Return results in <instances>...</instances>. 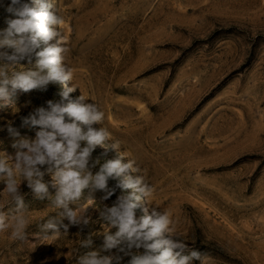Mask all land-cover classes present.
Listing matches in <instances>:
<instances>
[{"label": "rangeland", "instance_id": "obj_1", "mask_svg": "<svg viewBox=\"0 0 264 264\" xmlns=\"http://www.w3.org/2000/svg\"><path fill=\"white\" fill-rule=\"evenodd\" d=\"M52 5L67 37L63 62L71 73L67 84L76 88L71 94L103 111V120L91 127L111 133L105 147L119 141L117 150L93 149L89 164L99 163L91 170L118 155L135 160L138 173L128 174L144 176L152 188L149 210L168 213L175 238L200 252L192 264H264V0ZM11 52L0 47V64ZM34 66L35 59L4 65L9 74ZM49 99H60L58 82L17 89L12 102L0 107V126L11 122L22 136H34L39 126H21V119ZM12 139L6 127L0 130V149L13 154ZM107 184L115 188L107 199L104 191L85 188L70 205L79 213L88 196L94 198L96 207L86 210L89 223L56 236L40 228L58 212L51 203L55 188L49 184L48 195L38 198L22 182L27 234L14 239L11 228L0 230V264H78L91 250L120 256L113 264H129L130 253L102 247L108 227L100 212L130 191L116 187L113 178ZM3 188L0 181V207L13 214L15 204ZM86 238L92 243L81 245Z\"/></svg>", "mask_w": 264, "mask_h": 264}, {"label": "clouds", "instance_id": "obj_2", "mask_svg": "<svg viewBox=\"0 0 264 264\" xmlns=\"http://www.w3.org/2000/svg\"><path fill=\"white\" fill-rule=\"evenodd\" d=\"M0 7L11 14L6 26L0 28V47L12 49L11 53L2 54L6 63L0 64V107L12 102L11 96L17 89L27 92L46 88L49 83L66 85L71 81V73L63 62L66 51L63 42L67 37L59 31L62 18L54 10L52 0H40L39 6L29 4L28 0H7V3L0 0ZM40 39L45 42L43 48L39 46ZM33 59L34 67L10 74L4 67L29 65ZM75 89L65 86L60 99H49L46 107H36L34 112L22 117L21 126H39L32 137L22 136L11 122L0 126V130L6 127L8 135L13 138L11 146L15 149L13 154L0 149V181L4 183L9 202L15 204L13 214L0 207V230L11 228L14 239L26 237L28 219L23 214L22 182L38 198L48 195L49 184L55 188L51 203L58 212L44 220L40 228L59 236L67 233L71 225L89 223L86 210L89 206L96 207L94 198L88 196L87 206L79 213L70 206L81 198L83 190H102L103 198L107 199L115 191L107 184L108 179L113 178L116 179V187L130 191L121 192L114 203L105 205L100 212L104 225L108 227L103 232L104 249L116 248L130 253L129 264H192L194 259L198 260L200 252L194 247L189 251L190 246L173 235L169 214L155 207L149 211L147 197L152 188L144 176L126 175L129 170L138 173L135 160H122L123 157L118 155L100 163L95 172L91 170L92 165L99 163L93 160L92 165L89 164L93 149L99 145L117 150L119 141H112L105 147L111 133L104 127H91L103 120V111L94 102L85 103L86 97L82 95L75 101L71 100L69 94ZM81 123L88 126L86 131L82 130ZM49 173L51 179L45 181L44 176ZM137 209L141 215H137ZM62 217L68 223H64ZM113 228L115 231H110ZM91 243L90 238L81 240V245ZM132 249L143 251L131 252ZM120 258L115 254L91 250L78 258V264H113Z\"/></svg>", "mask_w": 264, "mask_h": 264}, {"label": "bare ground", "instance_id": "obj_3", "mask_svg": "<svg viewBox=\"0 0 264 264\" xmlns=\"http://www.w3.org/2000/svg\"><path fill=\"white\" fill-rule=\"evenodd\" d=\"M39 4H40V0H35V6H39ZM42 42V46H41V48H43V47H45L46 45H45V42L42 40V39H40V43ZM48 43H51V42H48ZM65 86H69V84H67V82H66V85L65 84H61V83H59L58 82V90H59V92H60V94H61V92L64 90V87ZM69 98L71 99V100H73V101H75V99L73 98V96H72V94L70 93L69 94ZM78 123H80V122H78ZM82 124V123H81ZM87 130V127H86V129H85V131ZM118 149V148H117ZM126 175H129L128 174V172L126 173ZM150 211V210H149ZM142 213L140 212V215H141Z\"/></svg>", "mask_w": 264, "mask_h": 264}, {"label": "trees", "instance_id": "obj_4", "mask_svg": "<svg viewBox=\"0 0 264 264\" xmlns=\"http://www.w3.org/2000/svg\"><path fill=\"white\" fill-rule=\"evenodd\" d=\"M7 18H9L8 12H6L4 8L0 7V28L6 26Z\"/></svg>", "mask_w": 264, "mask_h": 264}]
</instances>
